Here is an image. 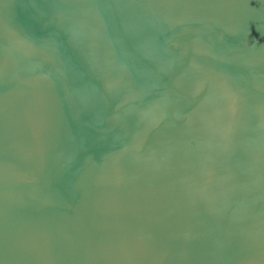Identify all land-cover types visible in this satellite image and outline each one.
Segmentation results:
<instances>
[{
    "label": "water",
    "instance_id": "1",
    "mask_svg": "<svg viewBox=\"0 0 264 264\" xmlns=\"http://www.w3.org/2000/svg\"><path fill=\"white\" fill-rule=\"evenodd\" d=\"M0 264H264V0H0Z\"/></svg>",
    "mask_w": 264,
    "mask_h": 264
}]
</instances>
